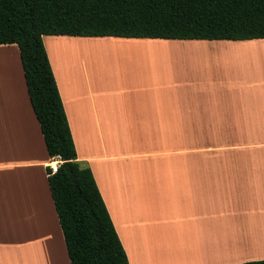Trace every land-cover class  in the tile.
I'll return each instance as SVG.
<instances>
[{"label":"crops","instance_id":"1","mask_svg":"<svg viewBox=\"0 0 264 264\" xmlns=\"http://www.w3.org/2000/svg\"><path fill=\"white\" fill-rule=\"evenodd\" d=\"M70 36L42 38L76 159L90 168L129 264L142 263V248L156 264L264 258V37L83 36L230 48L120 50V81H90L84 61L79 86V67L62 70L44 41ZM249 65L257 66L252 83L240 78ZM56 158L32 108L18 46L0 44V264H70L47 178Z\"/></svg>","mask_w":264,"mask_h":264},{"label":"trees","instance_id":"2","mask_svg":"<svg viewBox=\"0 0 264 264\" xmlns=\"http://www.w3.org/2000/svg\"><path fill=\"white\" fill-rule=\"evenodd\" d=\"M45 34L261 38L264 0H0V44H17L48 155L61 160L47 178L70 264H129L90 168L76 159Z\"/></svg>","mask_w":264,"mask_h":264},{"label":"rangeland","instance_id":"3","mask_svg":"<svg viewBox=\"0 0 264 264\" xmlns=\"http://www.w3.org/2000/svg\"><path fill=\"white\" fill-rule=\"evenodd\" d=\"M47 50L55 56L52 59L55 61V64L62 70H73L71 67H79V72L75 74L74 83L76 85L82 86L84 84L85 78L82 70L80 69L84 63V65L88 68L89 73V80L96 81L99 77L102 81H112L117 82L120 81L122 78L116 77V68L122 67L125 63L121 60L123 53L120 50H127L131 48H141V47H149V48H158V47H168V48H192V49H199V48H223L229 49L230 47H221L218 46L216 43L214 45H209L207 43H199V42H187V43H180V46H135V45H122L118 43H110L105 42L104 39H95L94 37H49V39L45 38V43L48 42ZM57 40V41H55ZM105 45V46H104ZM98 48H97V47ZM101 46V47H100ZM242 49V48H237ZM235 58V57H234ZM241 58V56L237 57ZM136 59V58H132ZM233 59V57H227L225 60ZM242 66L239 68H235V70H240ZM256 67L249 65V68L240 70L243 75L240 77L243 80L248 81V83H252L255 80V71ZM76 69V68H75ZM78 70H75L78 71ZM65 71V72H66ZM111 71L112 74L108 73ZM115 72V73H114ZM249 72V73H247ZM110 74V75H109ZM243 77V78H242ZM209 80H213V78L209 77ZM77 88H79L77 86ZM207 139V138H204ZM209 142V140H208ZM205 143V141H204ZM144 250L143 258L139 259L137 256L136 258L141 261L142 263L138 264H156L154 263L155 258L153 256H147L146 248H142ZM54 257L55 254L53 255ZM58 258H56L57 260Z\"/></svg>","mask_w":264,"mask_h":264},{"label":"built area","instance_id":"4","mask_svg":"<svg viewBox=\"0 0 264 264\" xmlns=\"http://www.w3.org/2000/svg\"><path fill=\"white\" fill-rule=\"evenodd\" d=\"M60 162H61V160H59L58 158H56L55 161L50 162V165H49L50 173H53V172L57 171V167H58Z\"/></svg>","mask_w":264,"mask_h":264},{"label":"bare ground","instance_id":"5","mask_svg":"<svg viewBox=\"0 0 264 264\" xmlns=\"http://www.w3.org/2000/svg\"><path fill=\"white\" fill-rule=\"evenodd\" d=\"M105 46V45H104ZM97 47V46H96ZM101 47V46H100ZM98 48V47H97ZM50 251V250H49ZM50 253V252H49ZM143 254H144V250L143 249H139L138 250V257H139V259H141V257H142V259H144L143 258ZM24 258V253H23V251H21V253H20V255H19V257H18V259H23ZM24 261V260H23ZM10 262H12V261H10Z\"/></svg>","mask_w":264,"mask_h":264}]
</instances>
